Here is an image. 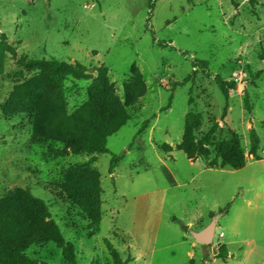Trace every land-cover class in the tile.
I'll list each match as a JSON object with an SVG mask.
<instances>
[{"label":"rangeland","instance_id":"rangeland-1","mask_svg":"<svg viewBox=\"0 0 264 264\" xmlns=\"http://www.w3.org/2000/svg\"><path fill=\"white\" fill-rule=\"evenodd\" d=\"M194 60L206 61L209 73ZM55 61L67 74L61 88L40 78ZM133 65L144 92L126 108L132 119L107 138L109 153L51 155L49 147L64 146L54 136L93 89L111 109H125ZM100 68L113 90L98 89ZM263 69L264 0H0V198L21 187L44 202L77 264H203L206 257V264H264V73L255 77ZM216 76L238 89L226 98ZM189 116L195 146L210 131L225 141L232 129L246 166L190 162L181 150ZM251 129L260 160L249 155ZM114 155L122 158L110 171ZM73 166L81 172L71 186L92 195L98 227L63 188ZM212 212L214 240L199 244L190 231L209 225ZM223 244L225 260L216 258ZM27 254L67 264L53 242Z\"/></svg>","mask_w":264,"mask_h":264},{"label":"trees","instance_id":"trees-1","mask_svg":"<svg viewBox=\"0 0 264 264\" xmlns=\"http://www.w3.org/2000/svg\"><path fill=\"white\" fill-rule=\"evenodd\" d=\"M151 2V0H149ZM151 5V3H150ZM194 68H199L205 73H209L208 63L206 61L194 60ZM62 64L55 61L52 66L41 69L40 78L44 83L61 88L67 74L62 69ZM264 73V69L256 73L259 77ZM188 77L181 82H176L173 87L188 82ZM98 89L113 90V84L109 83L106 70H98ZM222 94L228 98L231 91L238 89V83L235 80H225L216 76ZM144 84L142 74L136 65L131 68L130 81L124 86L125 109H111L106 100L93 89L87 102L81 105L62 127L61 132L54 136V139L64 144L63 147L55 149L49 147V152L55 157L74 154H106L107 138L116 134L133 117L129 115L126 108H134V105L143 95ZM245 107L250 110L248 96L244 99ZM169 107V106H168ZM149 121H145L139 130L142 132L148 127ZM194 120L191 116L186 121V129L183 135L181 150L185 153L190 162H196L201 157L207 158V167L210 169H243L247 164L244 150L240 144L238 135L228 129L227 139L225 141L216 140L213 131L205 134L199 143L193 144ZM251 148L249 155L254 160H260L258 154L259 139L254 131L250 130ZM214 147V155L209 159L208 148ZM159 148L167 153L172 148L162 144ZM121 156L114 155L110 163L112 171L121 160ZM81 172L79 167H71L66 176L67 182L63 188L67 196L75 202L82 213L88 217L95 227L100 224V213L92 201V195L76 191L71 186L73 177ZM166 176L170 183H173L170 174L166 171ZM214 217V213H210ZM53 242L62 250V255L67 264H77L74 246L63 237L56 222L51 218L47 205L41 200L35 198L28 190L21 187H14L10 193L0 198V264H46L40 260L34 259L27 254V250L36 244ZM105 245L113 260L120 262L118 251L109 240H105ZM228 255V247L223 244L219 248L216 258L225 260ZM210 261L206 257L203 264Z\"/></svg>","mask_w":264,"mask_h":264},{"label":"water","instance_id":"water-1","mask_svg":"<svg viewBox=\"0 0 264 264\" xmlns=\"http://www.w3.org/2000/svg\"><path fill=\"white\" fill-rule=\"evenodd\" d=\"M216 229V218L213 217L209 225L200 231H190L192 237L195 241L202 245H210L214 240V234ZM186 231H189V228L186 227Z\"/></svg>","mask_w":264,"mask_h":264}]
</instances>
